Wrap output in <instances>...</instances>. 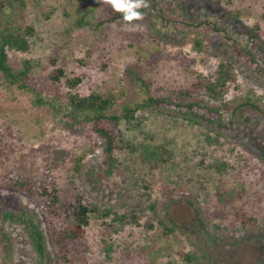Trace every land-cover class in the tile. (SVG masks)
Segmentation results:
<instances>
[{
    "label": "rangeland",
    "instance_id": "obj_1",
    "mask_svg": "<svg viewBox=\"0 0 264 264\" xmlns=\"http://www.w3.org/2000/svg\"><path fill=\"white\" fill-rule=\"evenodd\" d=\"M154 1L140 21L98 26L108 0H0V33L30 29L29 50L8 51L11 66L34 65L29 89L9 86L0 74V150L8 154L0 157V229L11 246L0 249V264H38L26 231L4 220L5 210L31 216L45 238V264H59L39 202L3 186L8 173L37 183L50 176L62 201L83 194L116 212L90 214L87 264H264V114L243 124L223 112L213 122L146 106L148 98L215 81L219 64L230 61L235 82L226 99L264 108V0ZM59 69L63 75L51 82ZM91 93L113 97L110 113L133 110L121 120L112 174L100 170L102 141L91 123L67 109L71 95ZM155 152L165 162L152 170L140 157ZM219 189L235 194L233 205L256 227H241L231 208L224 218L211 216L222 210Z\"/></svg>",
    "mask_w": 264,
    "mask_h": 264
},
{
    "label": "trees",
    "instance_id": "obj_2",
    "mask_svg": "<svg viewBox=\"0 0 264 264\" xmlns=\"http://www.w3.org/2000/svg\"><path fill=\"white\" fill-rule=\"evenodd\" d=\"M148 7L141 9L143 13L155 10L154 0H147ZM162 10L161 5L158 6ZM83 14L91 13L87 8H81ZM123 20L120 13L114 12L110 4L104 6L98 18V26L116 23ZM30 29L25 33L20 30L6 29L0 33V74L9 86H16L19 89H29L32 81V71L34 65L30 61H25L22 69H14L9 60L8 51L14 50L26 52L29 50ZM158 56L152 55L150 64L158 60ZM182 63L185 57H178ZM63 72L59 69L56 75L49 77L51 82H58ZM235 82L233 64L230 61H223L219 64L218 76L213 82H195L189 88L180 89L174 98H148L146 106L154 109H176L184 112H198L210 121L218 122L222 119V113H226L229 118L237 123L246 124L251 119V114H264V108L252 100L228 101L226 94L228 86ZM206 96L213 103H203L198 99ZM67 109L75 119L82 118L90 122L92 131L102 141V161L100 170L106 174H112L117 160V150L123 139V132L120 127L121 120L132 118L133 110L125 108L123 115L110 113L113 105V97L102 96L98 93H91L87 96L71 95L67 100ZM11 149V148H10ZM0 157L8 158L5 151L0 150ZM142 163H148L152 170L165 162L164 157H158V153H153L151 160L145 155L140 157ZM49 176V175H48ZM3 186L20 190L29 197L37 200L40 204L41 214L48 225L51 244L59 264H87L84 255L89 252V246L85 239V228L89 224V216L93 214L97 217H107L116 212L111 209H100L93 203L87 201L83 194L76 197V201L67 203L62 201L57 193L54 182L49 177L43 178L40 182H35L29 177L8 173L3 177ZM146 186V185H145ZM148 190V187H145ZM147 195V194H146ZM148 196V195H147ZM235 194L228 195L226 189L217 191V200L222 204V210H215L211 216L224 218L228 208L234 214V220L243 228L256 227V219L251 217L242 206H234ZM151 210L155 211V204L150 202ZM4 220L21 225L26 231L29 241L36 253L38 264H45L46 242L42 231L34 219L22 212L1 211ZM130 218L136 219L132 212ZM10 242L7 235L0 229V249L4 252L10 250ZM187 261L196 259L189 254L184 255Z\"/></svg>",
    "mask_w": 264,
    "mask_h": 264
},
{
    "label": "clouds",
    "instance_id": "obj_3",
    "mask_svg": "<svg viewBox=\"0 0 264 264\" xmlns=\"http://www.w3.org/2000/svg\"><path fill=\"white\" fill-rule=\"evenodd\" d=\"M114 12L120 13L125 22L140 21L144 18L141 9L147 8V0H108ZM138 26V25H137Z\"/></svg>",
    "mask_w": 264,
    "mask_h": 264
}]
</instances>
